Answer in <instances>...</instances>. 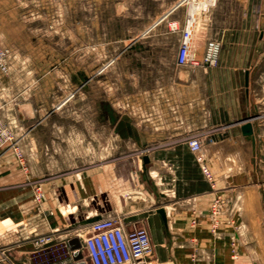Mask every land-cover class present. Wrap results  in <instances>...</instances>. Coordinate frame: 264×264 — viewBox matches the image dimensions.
Here are the masks:
<instances>
[{"label": "rangeland", "instance_id": "rangeland-1", "mask_svg": "<svg viewBox=\"0 0 264 264\" xmlns=\"http://www.w3.org/2000/svg\"><path fill=\"white\" fill-rule=\"evenodd\" d=\"M190 5L163 0H0V45L12 50L8 70H0V113L18 148L0 152V219L6 213L25 217L20 225L5 226L22 230L18 240L9 241L6 228L0 229V264L81 259L95 219L115 213L126 217L128 206H119V160L138 153L134 165L142 176L143 157L155 148L119 144V52L145 35L146 42H163L166 54L168 46L177 37L180 40V33L170 31L169 23L183 25ZM172 7L176 10L165 14ZM203 9L197 11L203 19L199 57L209 37L222 43L219 64L210 67L219 70L220 81L204 80V108L212 103L216 107L217 99L212 101L210 92L218 85L220 110L245 114L222 125H238L253 117L257 130L256 150L249 138L239 137L235 169L214 185L216 193L197 210L214 218L211 236L225 242L211 245L219 244L223 254L228 253L229 261L220 258V264H264V0H215ZM154 21L155 28L143 34ZM243 25L244 31L232 33L231 29ZM238 44L252 45V50L243 51ZM147 69L141 72L145 79ZM198 136L204 157L205 145L216 135ZM204 164L208 168L205 160ZM203 174L208 182H215L212 173L210 178ZM38 185L43 192L40 202L34 194ZM167 193L156 202L133 196L130 201L138 204L133 208L144 209V219L125 218L148 229L150 264H172L159 259L167 250L162 238L169 229L150 218L166 205L179 206L180 196ZM216 200L220 208L213 213ZM41 208L48 216L34 228L26 218ZM45 234H53L54 241L35 245L36 237ZM202 250V255L192 253L189 264H215L214 248Z\"/></svg>", "mask_w": 264, "mask_h": 264}, {"label": "crops", "instance_id": "crops-1", "mask_svg": "<svg viewBox=\"0 0 264 264\" xmlns=\"http://www.w3.org/2000/svg\"><path fill=\"white\" fill-rule=\"evenodd\" d=\"M163 1L178 3L183 0ZM245 28L243 25L231 31L242 32ZM144 37L138 36L131 43L123 45L119 52V144L136 148L150 146L155 149L142 167V176L134 165L139 159L138 153L119 160V206L129 208L124 219L141 221L145 210L133 208L138 206L137 202L134 205L130 201L133 196L147 197L149 201L156 202L158 196H165L167 192L178 195L180 199L176 203L179 206L173 205L165 219L157 211H153L154 215L150 217L154 223L163 222V226L169 229V234L167 230L162 238L167 250L159 254V259L172 264H189L193 252L202 255V249L209 247L216 251L215 264H220V258L229 261L228 253L224 255L219 244L211 246L212 243H225L211 236V222L214 218L197 209L208 204L216 193L214 185L220 179H226L231 168L235 169L236 147L241 144L240 138L244 136L241 131L243 121L229 127L223 126L222 122L232 118L242 119L245 114L243 110H220L218 85L215 91L212 88L210 92L211 100L214 97L217 99L216 107L212 103L205 110L204 80L211 79L212 84H218L219 70L210 67H178L175 63L180 41L178 37L175 43L168 46L166 54L163 42H146ZM241 45L238 44L239 47ZM242 47L243 51L252 50L249 44H243ZM145 68H148L146 79L141 75ZM242 70L248 73L246 68ZM234 81L240 80L235 78ZM226 131L231 133L225 134ZM207 132L216 135L212 142L205 145L203 157L214 176L213 184L205 178L201 168L204 163L197 161L188 143L191 137ZM250 147L256 150L252 142ZM50 205L55 210L53 201ZM42 209L26 218L34 228L43 225L48 216L43 214ZM24 218L21 213H6L0 221L9 220L15 225L24 223ZM4 231H7L4 236L9 241L18 240L22 236V230L6 228Z\"/></svg>", "mask_w": 264, "mask_h": 264}, {"label": "built area", "instance_id": "built-area-1", "mask_svg": "<svg viewBox=\"0 0 264 264\" xmlns=\"http://www.w3.org/2000/svg\"><path fill=\"white\" fill-rule=\"evenodd\" d=\"M179 3L190 4L198 3L196 0H183ZM190 5V8H191ZM190 8L186 12L183 25L176 21L169 23V29L180 33V41L176 53L175 63L178 67L207 68L219 64L222 43L217 37H209L206 40L202 58L198 55V46L195 43L196 19L190 14ZM205 10V9H203ZM193 19V24L190 20ZM192 23V22H191ZM12 50L0 45V70L7 71ZM189 147L196 154V159L204 163L203 142L199 136L189 139ZM17 142L14 140L13 133L4 121L0 113V152L10 150L17 151ZM6 148L2 150L4 147ZM19 161L26 169L25 161L19 155ZM203 172L208 178L211 173L205 164L202 165ZM35 198L40 202L43 197L42 186L35 187ZM219 202L212 206V212L219 211ZM91 234L83 245L85 254L81 259H60L53 264H150L148 256L151 252V236L147 228L138 226L137 222H128L123 215L115 213L95 219L90 224ZM54 241L53 234H45L36 237L35 245L42 246Z\"/></svg>", "mask_w": 264, "mask_h": 264}, {"label": "bare ground", "instance_id": "bare-ground-1", "mask_svg": "<svg viewBox=\"0 0 264 264\" xmlns=\"http://www.w3.org/2000/svg\"><path fill=\"white\" fill-rule=\"evenodd\" d=\"M214 1L215 0H202V1L198 2V3H193L191 5V8H190V14L194 17V19H196L197 11L199 9L206 8L209 4H213ZM172 10H174V7H173ZM170 11H171V9H169L165 14H168ZM201 20H203V19H201L199 17L197 18V26H196V29H195V43H196V45L198 44V40H199V37L198 36H199V33H200V29H202V26H203ZM156 23H157V21L155 23H153L151 26H149L143 32V34L149 32L155 26ZM190 24H193V19L190 20ZM67 98H69V97H67ZM66 99H64L63 101H61L60 103H58L57 106H56V108H59L65 102ZM154 175H156V174H154ZM164 208H165V212L167 213V216H168V212H169V210H171L170 209L171 207L168 206V207H164ZM10 224H11V221H9V220L8 221H3V222L0 221V229H3L5 226H8Z\"/></svg>", "mask_w": 264, "mask_h": 264}, {"label": "water", "instance_id": "water-1", "mask_svg": "<svg viewBox=\"0 0 264 264\" xmlns=\"http://www.w3.org/2000/svg\"><path fill=\"white\" fill-rule=\"evenodd\" d=\"M245 78H246V84H248V79H249L248 73H246ZM241 131H242V134L244 136H246L247 138H249L251 140L253 147L256 148V136H255L254 118L253 117L243 120V122L241 124ZM143 161H144V163H147L149 161L148 156H144ZM158 212L165 219V217H166L165 210L163 208H160L158 210Z\"/></svg>", "mask_w": 264, "mask_h": 264}]
</instances>
